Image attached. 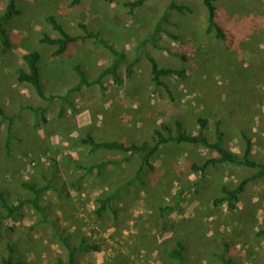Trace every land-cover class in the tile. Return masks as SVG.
<instances>
[{"label": "rangeland", "instance_id": "rangeland-1", "mask_svg": "<svg viewBox=\"0 0 264 264\" xmlns=\"http://www.w3.org/2000/svg\"><path fill=\"white\" fill-rule=\"evenodd\" d=\"M131 1L136 0H16L20 14L3 25L8 46L0 38V108L5 115H0V194L14 205L34 197L22 183L48 189L38 199L43 214L26 204L19 215L5 218L0 207V264L8 244L24 264L66 263L65 243L98 247L77 251L75 264H177L167 256L177 241L185 245L187 264H221L213 255L224 248L237 264H264V238L256 236L264 229V180L247 185L235 211L214 206L222 186L233 188L256 171L222 164L203 176L192 173V163L201 165L215 156L200 146H167L152 159L156 169L145 171L141 185L128 187L113 209L96 215V199L129 181L140 158L125 162L127 154L91 152L81 142L88 133L97 141L150 143L153 128L162 121L174 130L180 118L195 134L198 119L205 118L210 142L220 121L225 148L241 156L245 134L252 142V160L264 163V0L216 2L224 41L208 31L202 0H144L130 11L123 4ZM172 1L188 11L171 10ZM6 4L0 0V15ZM164 15V30L178 40L162 34L154 48L146 39ZM49 17L72 36L85 37L83 25L123 52L128 63L119 66L122 84L102 73L114 56L94 38L77 41L55 57L56 47L40 43L44 33L58 37ZM30 52L41 56L45 99L16 81L22 57ZM149 57L160 68L183 70V77L163 78L166 86L156 88ZM75 65L89 82H99L72 91L78 84ZM30 107L47 109L46 123ZM162 156L178 162L176 171L159 170ZM106 161L116 165L86 171ZM158 205L177 209L161 219Z\"/></svg>", "mask_w": 264, "mask_h": 264}, {"label": "trees", "instance_id": "trees-1", "mask_svg": "<svg viewBox=\"0 0 264 264\" xmlns=\"http://www.w3.org/2000/svg\"><path fill=\"white\" fill-rule=\"evenodd\" d=\"M109 3H114L115 0H106ZM144 0H136L131 2H126L123 5L130 9V11H134L139 8ZM218 0H202V6L204 7L207 15V29L208 31H213L215 33L216 39L220 41H224L227 39L226 33L223 28L218 23V15H217V7L216 2ZM170 9L176 11L178 13H183L188 11V8L184 5H178L175 1H172L169 5ZM20 12L16 7V0H7V4L5 7V11L2 15H0V38L5 47L8 46V39L6 35V30L3 28V25L7 24L9 21L13 20L16 16H18ZM167 15H164L162 20H160L154 27L152 33L146 39V44H150L154 48H158V41L162 34H165L168 38L177 41L178 37L174 34H171L164 30L163 21H165ZM47 22L51 26V29L57 33L58 37L52 38L48 34H42L40 39V43L46 44L51 47H56L57 49L54 51L53 55L55 57H59L64 55L77 41H84L87 38H94L95 41L101 45H103L107 50L111 52L114 56V60L112 64L105 68L102 73L108 74L111 76L113 82L116 85L122 84V78L119 72V66L121 64L128 63L127 57L123 54V52L116 51L113 47L106 44L104 41L98 38L97 34H94L87 30V28L83 25H80V28L85 32V37L72 36L70 35L63 26L56 21L54 17H49ZM24 67H20L16 71V81L19 85L25 86L29 89L35 96L40 99H45V94L43 92L41 86V76L40 69L38 68V63L41 60V56L38 52H30L22 57ZM151 68V76L152 81L156 88L165 87V83L162 81L163 78H167L170 76L183 77V70H171L160 68L155 61V59L149 57L148 58ZM134 65V61L129 63L128 69ZM77 77L78 84L72 89L79 90L82 86L90 87L95 84V82H99L97 79L94 82H89L86 78L85 72L81 69L80 65H75L73 67ZM130 74V72H128ZM58 98V97H53ZM51 99V98H49ZM32 112L38 113L42 119L43 123H46L45 114L47 109L44 110L42 108H29ZM0 115L5 118L3 110L0 108ZM198 129L195 134L189 133L187 129L184 127V122L178 118L174 121V130L168 126L165 122L158 126H155L151 132V142L144 141L140 144L136 143H127L121 139H113L107 141H97V139L93 136L92 133L86 134L85 138L81 139V142L88 146L91 152H120L123 154H127L123 161L128 162L132 157L138 156L140 158V165L138 167L135 175L119 185L114 192H107L102 194L100 197L96 199L97 208L95 213L98 217H102L104 213L113 209L114 203L118 195L131 187L136 189L137 185H141L143 183L142 177L145 171H154L156 168L152 164V159H156L158 155L161 154L162 151H165L167 146H179V145H190L194 147H202L208 152L215 154L214 157H210L206 159L201 165L196 163H192L189 166V169L192 173H199L201 176L204 175L206 170L209 167H216L222 164H233L238 166H243L248 169L255 170V174L250 177L244 178L241 180L235 187L228 188L227 186L221 187L222 196L214 199L213 204L216 207L226 205L230 211H235L236 204L239 201V196L243 194L247 185L252 182L264 180V163L256 162L251 158L252 152V142L251 139L248 138L245 134H242V139L244 140L245 146L242 151V155L239 156L236 153L231 152L227 148L223 146V137L224 132L220 130L221 122L217 121L214 124V133H215V141L212 143L209 141L208 133L210 130H207L208 120L199 118L198 119ZM160 168L159 170L167 173L170 172L171 169L175 170V166L178 164L176 160H168L166 157H160ZM106 165H116L115 162L106 161L102 162L98 165H92L89 168H86V171L91 172L95 169L101 170ZM178 167V166H177ZM23 188L29 190L33 194L32 199H19L16 204L9 205L2 194H0V207L6 213L5 218H10L19 215L21 209L26 205L30 204L37 211H41L43 214V208H40L38 205V199L48 188H38L35 184L32 183H22ZM178 205V204H177ZM157 213L161 219H167L169 215H171L177 208H173L167 205H158L156 207ZM2 216H0V219ZM4 218V217H3ZM256 236L259 238H264V229H260L257 231ZM66 248L68 251L67 262L64 263L62 260H58V264H75L74 255L77 251L83 249L85 251L88 250H97V246H83V247H71L66 244ZM185 245L181 241H177L176 245L173 249L167 251V256L171 260L177 261V264H187V256L185 253ZM7 257L2 260L1 264H24L20 260H16L14 257V249L11 244L7 245ZM228 249L224 248L222 254H214L213 256L219 260L221 264H237L233 259L227 258ZM194 264H197L195 262Z\"/></svg>", "mask_w": 264, "mask_h": 264}]
</instances>
